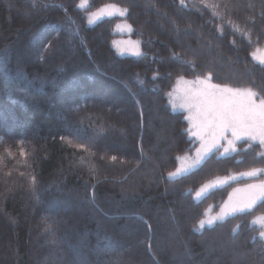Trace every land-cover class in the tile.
I'll list each match as a JSON object with an SVG mask.
<instances>
[{
    "label": "trees",
    "instance_id": "trees-1",
    "mask_svg": "<svg viewBox=\"0 0 264 264\" xmlns=\"http://www.w3.org/2000/svg\"><path fill=\"white\" fill-rule=\"evenodd\" d=\"M79 2L0 0V264H264V206L197 228L247 180L193 199L264 167L262 148L243 140L170 179L194 142L166 100L177 77L209 76L264 97V0ZM106 4L127 12L88 24ZM120 22L140 56L113 49Z\"/></svg>",
    "mask_w": 264,
    "mask_h": 264
},
{
    "label": "snow or ice",
    "instance_id": "snow-or-ice-1",
    "mask_svg": "<svg viewBox=\"0 0 264 264\" xmlns=\"http://www.w3.org/2000/svg\"><path fill=\"white\" fill-rule=\"evenodd\" d=\"M183 3L184 0H181V4ZM87 6L88 0H80L78 7L85 8ZM205 6L214 7V5L207 4ZM126 12L127 9H120L115 4H106L97 11L89 13L88 23L92 24L104 17L116 14L124 16ZM117 28L119 29L121 26L117 25ZM123 28L131 31L130 25L125 24ZM114 43L118 47L121 43L131 45L130 48H121V52L131 51L137 56L142 54L138 41ZM252 56L259 64L264 65V48L258 47ZM210 79V76L205 79L197 77L195 81L189 82L183 81V77H180V81L185 84L199 86L185 90L183 102L179 105L180 108L188 112L185 119L189 121V128L186 131L189 137H195V140L199 142V147L196 149L194 157L187 155L177 157L179 166L174 172L168 174L169 178L184 177L192 174L193 170H199L214 152L222 156L237 152V142L241 140L258 141L260 147L264 148V97L257 99L260 94L252 88H232L226 85L211 84L208 83ZM168 95L171 97L172 93ZM176 107L177 105L173 102V108ZM68 142L71 143V141ZM78 147L84 148L85 145L80 144ZM6 151L8 150L6 149ZM8 154L12 155L10 151ZM20 155H25L23 149H21ZM256 156L264 161V151L258 152ZM112 159L115 160L116 157H112ZM259 176H264V167L252 168L238 176H217L200 187L196 192V198L222 188L230 181L237 180L238 177L256 179ZM32 181L35 183V177L32 178ZM258 205L264 206V180L234 188L229 194L228 200L225 201L221 214L209 219L207 223L211 225L214 220L223 219L225 216L251 212ZM256 222L261 223L264 227V216L258 217ZM204 223L205 221H201V227ZM260 237L264 239V231L260 232Z\"/></svg>",
    "mask_w": 264,
    "mask_h": 264
},
{
    "label": "rangeland",
    "instance_id": "rangeland-1",
    "mask_svg": "<svg viewBox=\"0 0 264 264\" xmlns=\"http://www.w3.org/2000/svg\"><path fill=\"white\" fill-rule=\"evenodd\" d=\"M80 3V2H79ZM104 6V5H103ZM101 6V7H103ZM117 6V5H116ZM99 7V8H101ZM118 8L122 9L121 7L117 6ZM80 8V7H79ZM99 8L95 9L94 11L92 12H95L97 11ZM80 9H84V8H80ZM91 13V12H89ZM89 13H87V23H88V16H89ZM114 16H120L119 14H116V15H113L111 17H114ZM104 18H110V17H104ZM103 18V19H104ZM102 20V19H101ZM100 21V20H99ZM98 22V21H97ZM96 23V22H95ZM95 23H92V24H95ZM89 24V23H88ZM127 23L125 22H120V23H117L113 29V32L115 33V36L114 38L111 40V45L113 47V49L115 50L116 54L119 55V56H133V57H137V55H134L131 51H123L121 52V48H130L131 45L130 44H127V43H121L119 45V47L117 46V44H115L114 42H129V41H132V42H137L138 40H136L135 38H132L130 37L128 34L130 33V31H128L127 29H124L123 28V25H125ZM117 25H120L121 28H117ZM128 25V24H127ZM139 49H140V44H139ZM140 52H141V49H140ZM140 56V55H139ZM200 79H205V77H199ZM197 78H194V79H186V78H183V81H195ZM183 81H180V77H177L175 79V82H174V85L173 87L170 89V91H168L167 95H166V100H167V103L171 106V108L174 110V111H177V112H181L184 116V119L185 117L188 115V112L185 111L183 108H180L179 105L183 102V97H184V93H185V90L187 89H190V88H194V87H199L198 85H193V84H185L183 83ZM208 83H211V84H215L213 82H211L210 80L208 81ZM219 85V84H218ZM221 86H225V85H221ZM230 87V86H228ZM232 88H235V87H232ZM169 93H172V96L169 97ZM260 97L258 96L257 99H259ZM173 102H175V104L177 105L176 108H173ZM186 122H187V129L189 128V121L187 119H185ZM189 137V135H188ZM193 142H194V148L193 150L190 152V153H185V154H181L179 155L178 157H182V156H189V157H194L195 156V152H196V149L199 147V142L195 140V137H189ZM247 140V139H245ZM243 141V140H241ZM239 141V142H241ZM250 141V140H249ZM237 142V144L239 143ZM257 143H259L258 141H256ZM222 151V149H221ZM262 151H264V148H262ZM235 153V152H234ZM234 153H231L229 155H220L218 153V155L220 157H226V156H230V155H233ZM179 166V161L177 160V164H176V167L174 169H172L171 171L168 172V174L170 172H174L175 169ZM249 171V170H247ZM247 171H242V172H238V173H231V174H228V175H222V176H219V177H225V176H238V174L240 173H243V172H247ZM167 174V177L169 178V175ZM217 177V176H216ZM216 177L210 179V180H213L215 179ZM174 178H177V177H174ZM174 178H170V179H174ZM241 179H244V180H247L245 182H239V183H235L228 191V194H227V197L226 199L224 200V202L221 204V206L219 207L218 210L216 211H211L210 208H208L206 211H205V214H204V217L202 219L199 220L198 224H197V228L198 229H202L204 227H208V226H211L217 222H220V221H223L224 219L228 218V217H231V216H225L223 219H216L213 221V223L211 225H209L207 223V221L213 217H217L221 214V209L222 207L224 206L225 204V201L228 200V197H229V194L232 193L233 189L234 188H238V187H243L245 184H248V183H256L258 182L259 180H264V176H262L261 178H258V179H252V178H247V177H238L237 180H241ZM209 181V180H208ZM206 181V182H208ZM236 181V180H235ZM205 182V183H206ZM231 182H234V181H230L229 183ZM204 184V183H203ZM202 184V185H203ZM201 185V186H202ZM200 186V187H201ZM200 187L194 192L193 194V199L198 201L200 200L201 198H203L204 196L200 197V198H196V192L200 189ZM238 214V213H237ZM233 216V215H232ZM261 216H264V214H259V215H256L255 217L252 218L251 220V224L258 227L259 228V237H260V232L261 231H264V227H262L261 223L259 222H256L257 221V218L258 217H261ZM201 221H205L203 227H201ZM261 238V237H260ZM262 239V238H261ZM264 241V239H262Z\"/></svg>",
    "mask_w": 264,
    "mask_h": 264
}]
</instances>
